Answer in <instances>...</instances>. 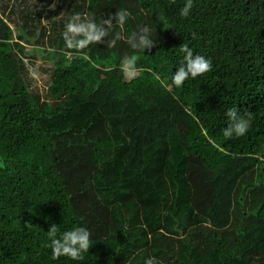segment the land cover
<instances>
[{
  "label": "trees",
  "instance_id": "1",
  "mask_svg": "<svg viewBox=\"0 0 264 264\" xmlns=\"http://www.w3.org/2000/svg\"><path fill=\"white\" fill-rule=\"evenodd\" d=\"M184 3L69 0L48 33L13 43L0 12V264H264V0H193L187 17ZM77 13L106 27L84 49L61 36ZM143 27L154 42L137 52ZM24 38L52 64L46 99ZM181 46L211 69L176 86ZM231 108L252 119L226 139ZM52 224L92 233L82 261L52 258Z\"/></svg>",
  "mask_w": 264,
  "mask_h": 264
},
{
  "label": "clouds",
  "instance_id": "2",
  "mask_svg": "<svg viewBox=\"0 0 264 264\" xmlns=\"http://www.w3.org/2000/svg\"><path fill=\"white\" fill-rule=\"evenodd\" d=\"M193 0H185L184 6L180 9V15L187 17L192 9ZM130 13L127 10L116 12L117 25L123 29V26L129 17ZM103 25L111 28L110 20L103 21ZM105 26L97 25L92 20L82 19L79 13L74 14L65 23L64 30L61 36L67 48L84 49L92 42H98L101 37L106 35ZM119 34L113 38L109 46H114L116 40L119 39ZM135 40L133 43L132 41ZM154 40L147 27L140 28L137 33H134L128 43L131 49L137 52H144L145 49H150ZM181 51L185 53L183 61L172 74V83L176 86H182L186 80L195 79L196 77L207 73L211 69L210 60L202 55H193L192 51L186 46H181ZM135 55L127 59V69L130 74H135ZM229 121V126L222 132L224 138H239L244 136L249 129L251 122V113L239 114L236 108H231L226 113ZM49 243L46 245L51 250L53 259L66 257L71 261H82L84 254L88 253L91 243L92 233L84 227H75L74 229L60 232L57 224H52L47 232ZM144 264H159L154 257H149L144 260Z\"/></svg>",
  "mask_w": 264,
  "mask_h": 264
},
{
  "label": "rangeland",
  "instance_id": "3",
  "mask_svg": "<svg viewBox=\"0 0 264 264\" xmlns=\"http://www.w3.org/2000/svg\"><path fill=\"white\" fill-rule=\"evenodd\" d=\"M64 0H0V12L3 13V18L9 24L12 30V39L9 43L17 41L18 35L23 32H32L29 38H33L34 34L39 32L41 27L45 28L46 33L49 30V21L59 20L62 16H67V2ZM2 10H4L2 12ZM29 19L31 28L23 29L22 26ZM39 20V26L37 21ZM35 26L34 29L32 27ZM22 34V33H21ZM25 40L20 44L25 47L24 52L20 57L24 59L27 66V75L29 80V89L39 93L40 97L46 99L47 87L50 84L49 75L52 72V64L42 60L41 46L35 45L34 41L28 45ZM4 49L12 50V45L4 44ZM124 73L127 77L130 74L128 69L124 67Z\"/></svg>",
  "mask_w": 264,
  "mask_h": 264
}]
</instances>
